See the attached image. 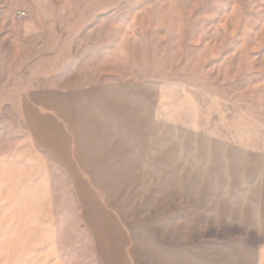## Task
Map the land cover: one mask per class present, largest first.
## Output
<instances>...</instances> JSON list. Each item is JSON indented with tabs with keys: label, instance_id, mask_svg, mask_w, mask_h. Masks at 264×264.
<instances>
[{
	"label": "rangeland",
	"instance_id": "rangeland-1",
	"mask_svg": "<svg viewBox=\"0 0 264 264\" xmlns=\"http://www.w3.org/2000/svg\"><path fill=\"white\" fill-rule=\"evenodd\" d=\"M38 87L85 95L0 186L58 236H0V264H259L264 0H0V155Z\"/></svg>",
	"mask_w": 264,
	"mask_h": 264
},
{
	"label": "crops",
	"instance_id": "crops-1",
	"mask_svg": "<svg viewBox=\"0 0 264 264\" xmlns=\"http://www.w3.org/2000/svg\"><path fill=\"white\" fill-rule=\"evenodd\" d=\"M94 94L96 95V93L91 95ZM83 95L85 94L81 91L67 94L59 88L38 87L23 91L19 95L22 103L20 112L23 113L22 135L15 143H8L10 147L0 155V174L4 169L7 173L11 169L16 171L20 169L24 172L28 170L30 174L33 138L39 146L53 151L51 145L54 144L52 140L54 133L48 126L43 125V120H50L57 125V129H60L58 115L54 118L48 113L60 112V106H64L70 97ZM64 112L65 109L62 110L63 115ZM36 156L40 161L44 160L39 153ZM9 193L14 196L6 198ZM32 193V185L26 176L18 180L9 179L5 186H0V236H25L26 240L27 236L30 237L28 239H31V236H58L56 221L50 220V216L51 218L56 216V206L43 201L34 202ZM38 193L40 194V191ZM3 195L4 200H1ZM46 214L48 217H45ZM259 264H264V244L260 248Z\"/></svg>",
	"mask_w": 264,
	"mask_h": 264
},
{
	"label": "built area",
	"instance_id": "built-area-1",
	"mask_svg": "<svg viewBox=\"0 0 264 264\" xmlns=\"http://www.w3.org/2000/svg\"><path fill=\"white\" fill-rule=\"evenodd\" d=\"M25 16H26V12L20 10L17 12V18L21 19Z\"/></svg>",
	"mask_w": 264,
	"mask_h": 264
}]
</instances>
